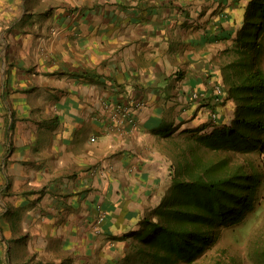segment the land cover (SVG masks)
<instances>
[{
  "label": "crops",
  "instance_id": "obj_1",
  "mask_svg": "<svg viewBox=\"0 0 264 264\" xmlns=\"http://www.w3.org/2000/svg\"><path fill=\"white\" fill-rule=\"evenodd\" d=\"M253 1L0 0L8 264H127L121 236L171 180L175 134L210 121Z\"/></svg>",
  "mask_w": 264,
  "mask_h": 264
},
{
  "label": "trees",
  "instance_id": "obj_2",
  "mask_svg": "<svg viewBox=\"0 0 264 264\" xmlns=\"http://www.w3.org/2000/svg\"><path fill=\"white\" fill-rule=\"evenodd\" d=\"M254 3V17L246 15L238 37L242 58L249 57L248 49L256 52L264 47V22L260 21L264 0ZM251 67L246 73L242 69L239 83L231 85L236 100L232 123L218 125L195 140L190 137L189 146L180 145L167 197L155 210L156 218H144L135 233L158 264L197 263L226 229L239 228L258 210L264 190V70ZM204 151L215 156L207 159ZM254 153L261 164L253 157L249 164L245 158L234 161L235 154ZM248 251L250 260L264 264V228L252 237ZM213 264L238 261L218 257Z\"/></svg>",
  "mask_w": 264,
  "mask_h": 264
},
{
  "label": "rangeland",
  "instance_id": "obj_3",
  "mask_svg": "<svg viewBox=\"0 0 264 264\" xmlns=\"http://www.w3.org/2000/svg\"><path fill=\"white\" fill-rule=\"evenodd\" d=\"M254 2H260V0H254ZM257 4V3H256ZM253 5L251 4L247 9V16L252 19L254 17L253 13ZM261 22H264L263 18H260ZM241 33V32H240ZM261 37H259L260 39ZM261 40V39H260ZM241 48L238 40L236 41V44L234 46V49L232 52L230 51L225 56H222L220 62H221V81L223 82L221 84L222 90L217 92L215 89L212 90L211 94H208L211 96V98H219L217 102H215V105L213 109L209 111V120L205 122L204 124H200L195 130V132L188 131L187 134L185 130L181 131L180 134H175L176 139H172V141L181 143V147L183 146L182 143L184 142L186 146H189L188 143L190 142V137H193L195 140L198 135L209 133L211 130H213L218 125L225 124H231L232 120L235 116V109H236V100L233 96L234 90L231 88V85L233 83H239L240 77H241V71L244 70V73H246V69L249 68V65H252L251 68H257L260 67V69L264 70V52L262 51L263 48L258 49L256 52H251L250 49H248V58L243 57L241 54ZM227 52V51H226ZM247 64V65H246ZM239 68V69H238ZM238 69V70H237ZM240 89V88H238ZM226 91L227 97L225 99L223 98V95ZM237 91V90H236ZM202 93V91H198ZM232 95H231V94ZM231 106V111L228 112V107ZM227 109V111H226ZM215 114V115H214ZM232 117V119H231ZM218 124V125H217ZM161 130L165 132V134H168V132H172V127L170 126V123H162L159 125ZM190 130V129H188ZM185 134V136H184ZM184 145V146H185ZM172 152H168V155L171 160V180L169 182H166V186H164V193L160 195L158 198L156 197V202H150L149 207L151 208L149 210H144L142 213H144L146 216L142 218H137V220L133 219V223H136L137 226H133V229L128 233V235L121 236L123 240H126L127 243H130V255L129 260L127 264H158L157 262H154V256H151L147 250H145V244L146 242L143 240H140L137 238L135 233L139 229L142 221L144 218H156V212L158 209V206L160 203L164 200L165 197H167L170 188L172 186V173L177 168V161H178V155L179 151L178 148H176V151L174 150V147H172ZM204 155L207 154V159H212V156H215V152H205ZM226 155V154H225ZM223 154H219V157H222ZM234 161L240 162L243 158L247 159L246 162L251 160V158H255L257 163H262L263 161L258 156V154H253L252 156H242L241 154H235ZM218 158V157H217ZM249 164V163H248ZM1 167V166H0ZM183 170H185V167L183 166ZM168 183V184H167ZM8 182L2 183L0 185V235L2 234V227H3V220H9L10 224L13 226L12 229L18 228L19 226V213L20 211L7 203L6 195L8 193V190H10V187L8 188ZM262 199L260 200V205L258 207V210L253 212L242 226L239 228H236L235 230L232 229H226L219 237V239L212 244V248H210L207 251V254H203L199 257L197 263L195 264H213L215 259L220 257L225 262H230V259H234L238 261V264H255L253 260H250L249 258V248L251 244V239L256 235V233L262 228H264V190L262 192ZM8 205H6V203ZM17 207V206H16ZM154 218V219H155ZM135 231V232H134ZM132 245V246H131ZM2 245H0V253H3ZM220 253V254H219ZM0 264H8L7 259L3 258V256H0ZM21 264V263H17ZM161 264H190L187 263L184 260H180L178 262H170V263H161ZM193 264V263H192Z\"/></svg>",
  "mask_w": 264,
  "mask_h": 264
},
{
  "label": "built area",
  "instance_id": "obj_4",
  "mask_svg": "<svg viewBox=\"0 0 264 264\" xmlns=\"http://www.w3.org/2000/svg\"><path fill=\"white\" fill-rule=\"evenodd\" d=\"M214 88H215V90H216L217 92H219V91L222 90L221 84H216V85L214 86ZM200 96H202V93L197 92V91H195V92L193 93V95H192V97H193L194 99H197V98H199ZM214 115H215V114H214ZM103 221H104V214H103V215L101 214V215L97 218V223L100 224V223H102Z\"/></svg>",
  "mask_w": 264,
  "mask_h": 264
}]
</instances>
